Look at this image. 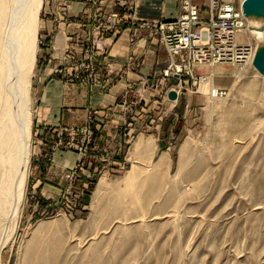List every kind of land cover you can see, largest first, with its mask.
Here are the masks:
<instances>
[{
  "label": "rangeland",
  "instance_id": "rangeland-1",
  "mask_svg": "<svg viewBox=\"0 0 264 264\" xmlns=\"http://www.w3.org/2000/svg\"><path fill=\"white\" fill-rule=\"evenodd\" d=\"M141 1L44 0L29 177L0 264H264V77L248 64L219 77L221 66L172 61L160 24L177 17L143 19ZM240 1L193 0L204 27ZM153 40L167 59L149 75L116 62ZM173 63L184 69L166 78ZM54 79L92 87L99 107L65 124L38 119Z\"/></svg>",
  "mask_w": 264,
  "mask_h": 264
},
{
  "label": "bare ground",
  "instance_id": "bare-ground-1",
  "mask_svg": "<svg viewBox=\"0 0 264 264\" xmlns=\"http://www.w3.org/2000/svg\"><path fill=\"white\" fill-rule=\"evenodd\" d=\"M243 2L241 0L238 6L226 2L223 5L233 7L245 16ZM43 4L44 0H0V243L4 239L0 257L2 248L14 232L29 177L33 126L31 86L37 62ZM245 18L246 26L236 38L249 46L251 58H243L240 62H218L215 65L221 67L214 68L212 75L227 76L223 68L226 64L240 69L248 63L264 77L253 64L258 47L264 44V20ZM249 35L255 43L247 41ZM213 89L212 85L211 91ZM57 222H43L37 230H54Z\"/></svg>",
  "mask_w": 264,
  "mask_h": 264
},
{
  "label": "built area",
  "instance_id": "built-area-1",
  "mask_svg": "<svg viewBox=\"0 0 264 264\" xmlns=\"http://www.w3.org/2000/svg\"><path fill=\"white\" fill-rule=\"evenodd\" d=\"M92 1L97 3L102 0ZM180 7L181 13L176 20L160 24L161 37L172 56V61L177 56H181V59L189 57L185 66L192 72L193 65L199 67L206 63L213 65L251 58L249 46L240 43L236 38L237 33L246 26V18L241 11L237 12L235 8L222 4L217 14L212 12L207 23L209 27L204 28L200 9L193 0H180ZM117 20L120 22L118 13L109 15V21L113 24H116ZM175 68L177 74L183 71L184 66H176L173 63L171 69L166 72V78H170L169 72H173ZM153 86L158 84L153 82Z\"/></svg>",
  "mask_w": 264,
  "mask_h": 264
},
{
  "label": "crops",
  "instance_id": "crops-1",
  "mask_svg": "<svg viewBox=\"0 0 264 264\" xmlns=\"http://www.w3.org/2000/svg\"><path fill=\"white\" fill-rule=\"evenodd\" d=\"M180 8L179 0L141 1V14L143 15V19L159 20L162 16L169 18L178 17L181 13ZM116 43L121 44V48L123 50L125 49L124 45H128L127 40L123 37V35ZM131 49H129V51L132 52L131 54L130 52L129 54L126 53V56L117 58L118 61L116 62L120 63L119 61H121L124 65L126 63H130L131 66H134V68L136 67V70H140V72L144 69L147 71L146 74L143 72L141 73L145 75H149L151 71L161 67L164 64L163 61L167 59L166 50L163 46L155 44V40L152 41L147 49L140 50V53L133 52L134 50ZM124 51L127 52L128 49L126 48ZM50 86L51 91L56 86L60 87L59 92L56 95L53 93L44 95V91ZM41 96L42 98L39 106L43 109V114L41 116L42 118L38 117V119H42L43 121L49 123L53 121H61L65 124L67 123L65 120L68 119L70 121L71 116L79 117L83 120L89 104H92L94 107L95 105H99L96 104L97 93L92 87L90 88L78 84H69L60 79L50 80L46 83L41 90ZM112 97L113 96H108L109 99H112ZM106 99L107 97L105 96L104 101H106ZM74 123H76V121Z\"/></svg>",
  "mask_w": 264,
  "mask_h": 264
},
{
  "label": "water",
  "instance_id": "water-1",
  "mask_svg": "<svg viewBox=\"0 0 264 264\" xmlns=\"http://www.w3.org/2000/svg\"><path fill=\"white\" fill-rule=\"evenodd\" d=\"M243 11L246 17L264 20V0H244ZM253 64L264 75V44L258 47ZM169 97L175 99L177 95L172 92Z\"/></svg>",
  "mask_w": 264,
  "mask_h": 264
}]
</instances>
